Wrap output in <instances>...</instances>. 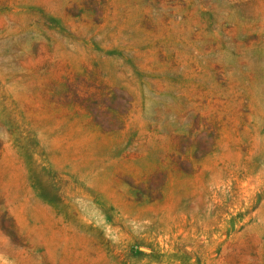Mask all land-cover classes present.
I'll return each instance as SVG.
<instances>
[{
  "label": "rangeland",
  "instance_id": "obj_1",
  "mask_svg": "<svg viewBox=\"0 0 264 264\" xmlns=\"http://www.w3.org/2000/svg\"><path fill=\"white\" fill-rule=\"evenodd\" d=\"M0 264H264V0H0Z\"/></svg>",
  "mask_w": 264,
  "mask_h": 264
},
{
  "label": "bare ground",
  "instance_id": "obj_2",
  "mask_svg": "<svg viewBox=\"0 0 264 264\" xmlns=\"http://www.w3.org/2000/svg\"><path fill=\"white\" fill-rule=\"evenodd\" d=\"M263 63V62H262Z\"/></svg>",
  "mask_w": 264,
  "mask_h": 264
}]
</instances>
